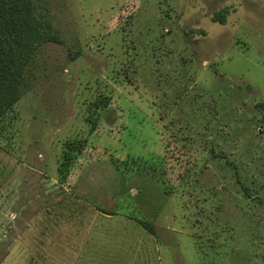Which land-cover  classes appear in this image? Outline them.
<instances>
[{
    "label": "rangeland",
    "instance_id": "rangeland-1",
    "mask_svg": "<svg viewBox=\"0 0 264 264\" xmlns=\"http://www.w3.org/2000/svg\"><path fill=\"white\" fill-rule=\"evenodd\" d=\"M36 3L63 43L40 46L3 123L0 264H264V0ZM172 132L197 144L167 154Z\"/></svg>",
    "mask_w": 264,
    "mask_h": 264
},
{
    "label": "trees",
    "instance_id": "trees-1",
    "mask_svg": "<svg viewBox=\"0 0 264 264\" xmlns=\"http://www.w3.org/2000/svg\"><path fill=\"white\" fill-rule=\"evenodd\" d=\"M228 11L221 10L213 17V22L225 24ZM63 43L62 35L52 25L46 13H38L36 0H0V135L4 131L5 118L14 111L15 106L22 100L27 87V71L40 46L47 43ZM78 56V54L76 53ZM110 105L108 97H100L93 103L96 110H102ZM97 111H93L89 116L88 122L91 125V132H94L98 125L99 118ZM172 122L166 125L171 129ZM196 135H186L185 132H172L164 142L167 154L174 152L178 156L177 150H192L193 145L197 144ZM204 142L209 138L203 133ZM211 142V141H209ZM182 146H178V144ZM87 146L86 140L74 139L67 141L64 145L62 158L59 165L60 181L66 183L73 167L78 162ZM172 150V152H170ZM215 157H221L222 152H216L215 147H211ZM184 152V151H183ZM216 152V153H215ZM175 157L165 155V164L162 170H173L175 168ZM197 158V157H196ZM187 165V164H186ZM169 166V167H168ZM186 173L190 172L188 166ZM164 183V181H162ZM165 184V183H164ZM171 189V188H170ZM168 190V189H167ZM249 196V189L244 187ZM106 215H115L114 212L101 209ZM138 223L151 234H155V225L147 220H137Z\"/></svg>",
    "mask_w": 264,
    "mask_h": 264
},
{
    "label": "crops",
    "instance_id": "crops-1",
    "mask_svg": "<svg viewBox=\"0 0 264 264\" xmlns=\"http://www.w3.org/2000/svg\"><path fill=\"white\" fill-rule=\"evenodd\" d=\"M160 260V257H158V261Z\"/></svg>",
    "mask_w": 264,
    "mask_h": 264
}]
</instances>
